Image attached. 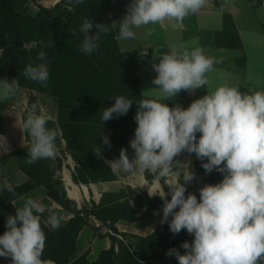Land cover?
<instances>
[{
	"label": "clouds",
	"instance_id": "1",
	"mask_svg": "<svg viewBox=\"0 0 264 264\" xmlns=\"http://www.w3.org/2000/svg\"><path fill=\"white\" fill-rule=\"evenodd\" d=\"M84 0H76L77 4ZM71 3V0H69ZM206 0H131L126 14L120 20L118 38L135 39L133 29L155 25L164 21L182 24L184 18L198 13ZM95 27V34H90ZM72 36L82 33L84 39L79 50L92 54L99 49L101 34L111 29L103 23L84 18L79 29H69ZM50 41L46 47H53ZM37 59L29 63L22 75L47 87L49 67L47 54L41 50ZM152 67L157 74L152 80L158 95L154 99H141L137 103L134 120L137 124L134 138L129 141L134 157L121 148L118 159L105 161L114 172L133 175L147 171L160 178L171 175L177 157L182 153L195 154L205 173L217 171L223 180L199 188V200L188 193L186 185L195 179L188 167L183 170L182 182L169 183V192H149L163 201L160 223L168 222L169 230L178 234L186 230L194 239L183 242L181 254L176 248L166 255L175 256L178 264H264V92L241 93L239 88L220 85L203 97L194 100L186 109L180 105L170 107L163 100L189 93L208 84L207 74L219 61L205 55L202 47L172 46L166 53L153 54ZM18 79H0V101L11 99L19 91ZM104 109L103 123L126 115L133 102L123 96ZM33 103L20 128L31 138L29 163L41 159H55L59 155L57 132L46 127L47 120L38 113ZM199 133V138H197ZM103 144L111 147L107 136L100 134ZM6 137L0 136V146ZM97 157L102 156L99 146L92 147ZM7 151V149H5ZM14 194L7 180L0 191ZM171 199H167V196ZM48 211L39 200L27 199L15 214L6 219V231L0 235V257L10 258V264H51L42 259L46 235L41 216ZM155 214V213H154ZM171 217V220H169ZM46 224L58 229L60 217L49 214Z\"/></svg>",
	"mask_w": 264,
	"mask_h": 264
},
{
	"label": "trees",
	"instance_id": "2",
	"mask_svg": "<svg viewBox=\"0 0 264 264\" xmlns=\"http://www.w3.org/2000/svg\"><path fill=\"white\" fill-rule=\"evenodd\" d=\"M36 2L37 0H0V79L7 78L11 81L16 78L21 88L57 100L56 121L47 120L46 127L56 130V145L59 146L64 141L76 163L73 173L75 183L115 181L116 176L105 161L117 159L121 148L127 149V153L133 151L129 141L134 138L137 127L134 120L137 111L135 103L141 99H149L139 91L136 56L119 51L110 21L112 14H118L120 20L123 18L125 0H84L81 4H77L76 0H71V3L69 0H60L51 9L39 6ZM32 6L37 8L34 13L31 12ZM84 18L91 19L94 25L107 24L111 29L107 35L101 34L99 49L90 55L79 50L83 34L77 32V36H72L69 31L78 30ZM223 22V31L215 36L217 47L242 50L231 17L225 15ZM96 31L93 27L90 34H95ZM50 41L54 42V46L48 48L46 45ZM41 50L46 52L49 61L50 78L47 87L22 75L29 63L35 65L43 62L37 59ZM237 64L244 68V57L237 60ZM117 96L132 100L133 105L126 115L106 121L102 126V113L105 108L114 104ZM33 103L35 99L31 98L29 104ZM25 119L26 115L23 116V122ZM101 133L109 138L110 148L103 144ZM199 135L197 133V138ZM26 137L31 142L27 133ZM96 145L102 150L100 157L93 151L92 147ZM185 155L194 157L195 171L205 175L200 187L186 186L185 196L194 193L199 200V188L205 184L219 183L223 178L215 170L205 173L201 165L206 160H198L194 153L185 152ZM24 159L27 163L21 169L27 174L28 180L14 187V194L0 191V235L7 230V217L15 214L13 199L43 186L46 196L71 216L56 230L50 229L41 220L46 235L42 259L51 261V264H151L166 257V253L172 248L184 253L177 243L187 235V231L173 234L168 222L164 226H158L146 237L120 233L115 226L118 221L134 223L162 210L161 198H149L127 189L129 195L127 192L106 195L98 205L92 203L90 207L79 210L67 198L61 179H53V174L47 169L46 159L29 163L28 152ZM167 199L170 200L171 196ZM130 201H133L135 208H132ZM84 228H90L95 237H108L110 240V248L101 251L95 261H89L87 253L77 257L76 242ZM104 228L108 230L105 235L101 234ZM118 237H122L125 242ZM171 237H175L174 243H170ZM171 258L173 264H178L174 255ZM0 264H10V258L0 257Z\"/></svg>",
	"mask_w": 264,
	"mask_h": 264
},
{
	"label": "crops",
	"instance_id": "3",
	"mask_svg": "<svg viewBox=\"0 0 264 264\" xmlns=\"http://www.w3.org/2000/svg\"><path fill=\"white\" fill-rule=\"evenodd\" d=\"M59 2L60 0H37L36 3L39 6L51 9ZM130 3L131 0H125L123 16L126 14L127 6ZM33 8L37 10L36 6H33ZM225 15H229L233 21L242 44V50L217 47L215 43L216 34L223 31V17ZM110 21L119 51L121 53H132L137 58L139 91L143 97L154 99L159 92L152 83L157 75L152 65L158 63V60H153V54L155 52L157 54L166 53L170 47L179 45H184L187 48L202 47L205 55L219 62L214 64L213 71L207 74L208 84L205 87L198 88L192 93L181 91L177 96L163 100V103L175 106L178 104L186 109L194 100L224 84L239 88L241 93L264 92V0H206L204 7L198 13L185 17L182 24L166 20L155 25L133 29L135 39L121 40L118 38L120 23L118 14H112ZM243 57L245 59L244 68L237 64V60ZM38 94L40 93L20 87L11 99L0 101V136L6 137V143L0 146V161H2L0 164V180L4 181L6 169L12 167L11 174L17 182L13 188L28 180L27 174L21 168L27 163L24 155L29 151L31 142L27 140L26 133L22 132L20 128L23 125V116H27L31 107L29 100L34 98L37 104ZM38 109L39 114L42 115L40 106ZM45 118L46 120L56 121L48 117ZM61 146L63 150L66 149L64 141H62ZM127 154L130 159L134 157V151ZM66 157L64 163L60 156L57 157L58 162L53 160L54 163L47 159L46 166L50 172L51 164L61 166V169L53 175V179L58 177L61 179L67 198L79 210L82 205L89 204L85 207H90L92 203L98 205L103 196L127 192V189H131L140 195H147L149 198H160L159 195L149 196V192L159 193L164 190L165 193H168L167 185L169 183L182 182L183 170L188 167L186 163H190V167L195 173V179L187 184V187H200L204 178V175L195 171V158L185 155L184 152L176 158L178 163L174 165L173 173L165 178H160L147 171H137L133 175H128L123 172L114 173L110 169L116 176L115 181L89 184L75 183L73 173L76 163L69 153L66 154ZM221 176L223 178V174ZM29 198L43 203L49 214L62 213L60 215L63 216L64 222H67L70 218V215L63 213V209L46 196V190L43 186H39L20 197L19 207H22ZM130 202L132 208H135L133 201ZM13 205H16V203L14 202ZM162 214V210H160L134 223L118 221L115 226L120 233L146 237L153 233L158 226L165 225L166 222L160 223ZM107 232L108 230L105 228L101 230L103 235ZM76 247L77 257L87 253L88 260L95 261L101 251L110 248V240L108 237H95L90 228H84L79 233ZM168 258L173 264L171 256L167 255L163 259ZM161 262L156 263V261H153L152 264H161Z\"/></svg>",
	"mask_w": 264,
	"mask_h": 264
},
{
	"label": "rangeland",
	"instance_id": "4",
	"mask_svg": "<svg viewBox=\"0 0 264 264\" xmlns=\"http://www.w3.org/2000/svg\"><path fill=\"white\" fill-rule=\"evenodd\" d=\"M31 12L32 13H34V12H36V9L35 8H33V6L31 7ZM38 100V101H37ZM36 101H37V104H38V106H40V111H41V114L43 115V116H45V117H48V118H50V119H55L56 120V118H57V100L55 99V98H53V97H50V96H47V95H44V94H38L37 95V98H36ZM62 143L59 145V146H57V148H58V150H59V155L57 156L58 158H59V156L61 157V159L63 160V163H64V161L67 159V157H66V154H68L69 152L68 151H66L67 149H65V150H63L62 148ZM55 158V159H50V162H52L53 160L55 161H57L58 160V158ZM46 161H47V159H46ZM54 161H53V163H54ZM58 162V161H57ZM56 162V163H57ZM50 168H51V172H52V174L54 175L55 173H56V171H58L59 169H61V166H59L58 164H54V165H50ZM13 169H12V167H10V168H8V169H6V172H5V179H4V181L5 180H7L9 183H11L13 186L15 185V183H17V182H15L16 180L15 179H13V174H11ZM59 178V177H58ZM204 178H205V175H204ZM203 178V179H204ZM60 179V178H59ZM3 180L1 181L0 180V185H2L3 184V182H4ZM203 182V181H202ZM19 183V182H18ZM3 191H6V190H3ZM27 194V193H26ZM127 194L129 195V193L127 192ZM22 197V196H21ZM19 198L20 197H16V198H14L13 199V201H12V204H14V202L16 203V205H13V206H15V209L16 208H19ZM85 206H89V204H85V205H82V207H81V209L82 208H84ZM77 208V207H76ZM63 213H65V212H63ZM52 214H56L58 217H60V224L61 225H64L66 222H64L65 220H64V218H63V216H61L60 214H62V213H52ZM48 215H49V213L46 211L42 216H41V220L43 221V223L46 225V226H48L47 224H46V220H47V217H48ZM69 215V214H68ZM71 217V216H70ZM94 224L95 225H98V223L97 222H94ZM49 228H50V226H48ZM51 229V228H50ZM187 235H188V233H187ZM187 235L185 236V237H183V238H181L179 241H181V240H183V239H185L186 237H187ZM119 238V240H121L122 242H125V240H123V238L122 237H118ZM171 238H173V240L171 241L170 240V243H174L176 240H175V237H171ZM179 241H178V243H179ZM178 243H177V246H178ZM159 261H162L161 262V264H171V260H170V258H168V259H163V260H156V263H158ZM152 264V263H151Z\"/></svg>",
	"mask_w": 264,
	"mask_h": 264
},
{
	"label": "built area",
	"instance_id": "5",
	"mask_svg": "<svg viewBox=\"0 0 264 264\" xmlns=\"http://www.w3.org/2000/svg\"><path fill=\"white\" fill-rule=\"evenodd\" d=\"M193 239H194V236L188 234L187 237H186L185 239L179 241V243H178V248L181 249V250H184V249H182V248L180 247V245H181L183 242H185V241H188L189 243H191ZM170 240L172 241L173 238H170Z\"/></svg>",
	"mask_w": 264,
	"mask_h": 264
}]
</instances>
